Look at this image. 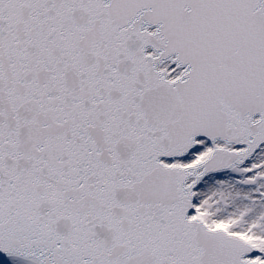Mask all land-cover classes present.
Returning <instances> with one entry per match:
<instances>
[{
  "label": "snow or ice",
  "instance_id": "obj_1",
  "mask_svg": "<svg viewBox=\"0 0 264 264\" xmlns=\"http://www.w3.org/2000/svg\"><path fill=\"white\" fill-rule=\"evenodd\" d=\"M0 264H264V0H0Z\"/></svg>",
  "mask_w": 264,
  "mask_h": 264
}]
</instances>
